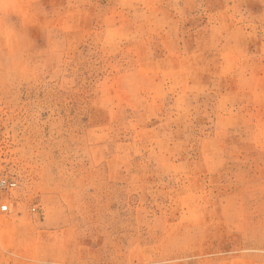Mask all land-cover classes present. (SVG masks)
<instances>
[{"label":"rangeland","instance_id":"obj_1","mask_svg":"<svg viewBox=\"0 0 264 264\" xmlns=\"http://www.w3.org/2000/svg\"><path fill=\"white\" fill-rule=\"evenodd\" d=\"M0 174V264H264V0H0Z\"/></svg>","mask_w":264,"mask_h":264},{"label":"built area","instance_id":"obj_2","mask_svg":"<svg viewBox=\"0 0 264 264\" xmlns=\"http://www.w3.org/2000/svg\"><path fill=\"white\" fill-rule=\"evenodd\" d=\"M18 182L14 177L0 174V212H10L9 198L11 193L17 188ZM34 209V208H33Z\"/></svg>","mask_w":264,"mask_h":264}]
</instances>
